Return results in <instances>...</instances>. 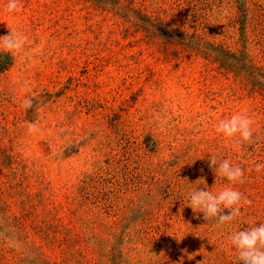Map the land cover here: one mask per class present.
<instances>
[{"label": "rangeland", "instance_id": "374dc122", "mask_svg": "<svg viewBox=\"0 0 264 264\" xmlns=\"http://www.w3.org/2000/svg\"><path fill=\"white\" fill-rule=\"evenodd\" d=\"M6 4L0 264H237L230 234L264 223V0ZM236 113L253 143L215 131ZM228 187L252 201L229 224L187 207Z\"/></svg>", "mask_w": 264, "mask_h": 264}, {"label": "clouds", "instance_id": "9594fccd", "mask_svg": "<svg viewBox=\"0 0 264 264\" xmlns=\"http://www.w3.org/2000/svg\"><path fill=\"white\" fill-rule=\"evenodd\" d=\"M22 7V0H7L5 11L15 13ZM27 41V37L10 30L8 35L0 37V49L7 52L21 51ZM26 108L32 107L31 100H25ZM203 119V118H202ZM253 121L244 114H233L229 119L220 120L215 131L222 134L225 138L238 137L237 143H253ZM29 132H35L36 125L29 123ZM209 167L215 175L226 179L231 184L242 181L244 171L238 165H231L225 159L219 164L215 156L209 157ZM264 170V164H257L256 172ZM205 180L200 179L196 183ZM252 203L246 196L233 187H228L214 195L211 191L204 188L197 189L191 193L190 207L194 213H203L205 221L215 218L217 226L231 223L241 212L242 204ZM227 210V213H225ZM229 241L236 252L237 264H264V223L251 228H246L230 234Z\"/></svg>", "mask_w": 264, "mask_h": 264}]
</instances>
